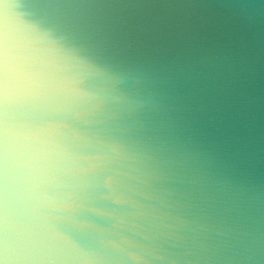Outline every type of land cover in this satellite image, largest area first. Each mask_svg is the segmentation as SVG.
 I'll return each instance as SVG.
<instances>
[{"label":"clouds","instance_id":"clouds-1","mask_svg":"<svg viewBox=\"0 0 264 264\" xmlns=\"http://www.w3.org/2000/svg\"><path fill=\"white\" fill-rule=\"evenodd\" d=\"M264 0H0V264H264Z\"/></svg>","mask_w":264,"mask_h":264},{"label":"water","instance_id":"water-1","mask_svg":"<svg viewBox=\"0 0 264 264\" xmlns=\"http://www.w3.org/2000/svg\"><path fill=\"white\" fill-rule=\"evenodd\" d=\"M138 2L145 5L146 7L159 9L166 6L174 8L189 7L192 5L207 3L209 0H138ZM260 94L262 100L257 112L258 123L256 135L261 148H264V66L261 67L260 73ZM258 173L260 177L264 179V158L261 159V162L258 166Z\"/></svg>","mask_w":264,"mask_h":264}]
</instances>
